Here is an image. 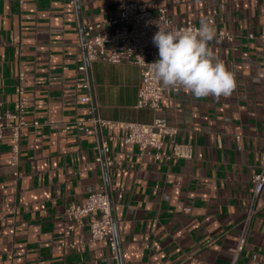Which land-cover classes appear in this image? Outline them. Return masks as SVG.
Wrapping results in <instances>:
<instances>
[{"label":"crops","instance_id":"0c3cea01","mask_svg":"<svg viewBox=\"0 0 264 264\" xmlns=\"http://www.w3.org/2000/svg\"><path fill=\"white\" fill-rule=\"evenodd\" d=\"M78 1L80 11L77 0H0V110L22 104L29 122L17 166L10 131L0 140V264H120L107 241L93 240L86 224L68 229L64 218L89 188L107 189L98 128L74 125L95 112L139 123L164 117L179 129L175 140L194 148L191 158H168L173 138L165 136L156 159L126 143L125 129L100 127L114 158L108 185L122 264H233L264 153V0ZM131 1L154 13L165 6L178 23L210 20L209 47L234 71L233 93L196 98L165 88L159 111L140 108V68L105 60L91 61V88L80 69L81 23L116 16ZM221 30L233 40L220 39ZM256 206L234 264H264V190Z\"/></svg>","mask_w":264,"mask_h":264},{"label":"built area","instance_id":"2783aa9c","mask_svg":"<svg viewBox=\"0 0 264 264\" xmlns=\"http://www.w3.org/2000/svg\"><path fill=\"white\" fill-rule=\"evenodd\" d=\"M22 1V0H21ZM74 2V1H73ZM161 27L179 29L189 26L199 27L192 21L185 23L175 22L168 13V8L163 6L157 13L144 3L131 1L125 3L118 15H108L98 22L89 23L84 26L86 40L81 45L86 49L89 61L105 60L112 63L132 62L140 68L142 83L138 91L136 106L150 108L154 111L161 109L162 102L166 99L165 88L157 81L149 69V65L159 59L158 48L153 43V36ZM99 31V32H97ZM217 35L222 40H233V34L228 31H218ZM86 70L85 62L80 66ZM23 77V73H21ZM87 86V84H86ZM180 87L173 88L174 92ZM23 92V88L20 89ZM81 100L92 101L91 95L81 97ZM3 103L0 102V106ZM34 124H38L35 121ZM29 122L24 115V106L19 105L16 111L10 109L0 110V140L7 131H10L12 139V164H19L21 150V130L28 126ZM81 132L96 129L98 126L109 125L113 129L122 128L127 131L123 137L126 143H137L142 148V154H149L156 159H162L161 149L164 145V137L173 138L171 154L168 158L181 157L191 158L194 153L193 146L178 143L175 137L179 131L178 127L170 125L164 117L157 116L152 122L139 123L131 121H119L100 119L92 113L85 119L74 122ZM71 124L65 125L64 129L71 128ZM111 139L114 136L110 137ZM110 146L108 141L102 142V153L97 160L105 161L106 166L114 164V158L109 155ZM18 174V171L15 172ZM254 184L253 194L249 208L243 220V228L234 253V262L243 251L248 239L250 224L257 212L256 203L264 190V153L261 159V170L252 177ZM67 227L74 230L77 226L86 224L89 227L93 240H105L113 251V258L118 260V240L113 223L111 201L105 186L89 188L87 196L80 204L71 203L64 211ZM88 219L86 223L82 220ZM65 245V244H64ZM233 262V264H234Z\"/></svg>","mask_w":264,"mask_h":264},{"label":"clouds","instance_id":"9594fccd","mask_svg":"<svg viewBox=\"0 0 264 264\" xmlns=\"http://www.w3.org/2000/svg\"><path fill=\"white\" fill-rule=\"evenodd\" d=\"M153 36L159 59L148 64L164 88H183L196 98L230 96L236 89L235 73L215 54L209 43L216 38L210 20L199 27H161Z\"/></svg>","mask_w":264,"mask_h":264},{"label":"water","instance_id":"95a60500","mask_svg":"<svg viewBox=\"0 0 264 264\" xmlns=\"http://www.w3.org/2000/svg\"><path fill=\"white\" fill-rule=\"evenodd\" d=\"M77 6H78V10L80 11V6H79V1L78 0H77ZM81 29H82V33H83V41H85L86 40V36H85V30H84L83 23H81ZM85 55H86V65H87V68H88V71H89L90 84H91V88H93L92 78L90 76L91 62L89 61V59L87 57L86 49H85ZM92 95H93L94 107L96 109V103H95V100H94V93H92ZM95 115H96L97 118H99V115L97 114V112H95ZM97 128H98L100 145L102 146L103 138H102V134H101V128H100V126H98ZM103 164H104L105 176H106V180H107V192H108V195H109V198H110V201H111V206H112L113 223H114L115 232H116V235H117V223H116V218H115V215H114V208H113V201H112L111 191H110L109 185H108V169H107L105 161H103ZM117 240H118V235H117ZM118 255H119V262H120V264H122V255H121V250H120V246H119V241H118Z\"/></svg>","mask_w":264,"mask_h":264}]
</instances>
